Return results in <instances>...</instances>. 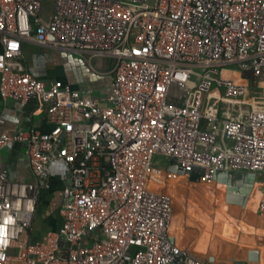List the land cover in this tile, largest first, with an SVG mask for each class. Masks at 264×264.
<instances>
[{
	"label": "built area",
	"instance_id": "obj_1",
	"mask_svg": "<svg viewBox=\"0 0 264 264\" xmlns=\"http://www.w3.org/2000/svg\"><path fill=\"white\" fill-rule=\"evenodd\" d=\"M43 2L0 0V96L40 98L52 125L0 130V150L20 143L35 179L0 169V264H171L182 251L170 237V195L148 188L156 156L200 165L207 180L217 171L264 174V109L224 118L217 133L201 128L213 84L230 100L247 92L222 76L225 67L264 73V0H55L47 22ZM23 42L111 60L107 103L34 77L17 61ZM173 85L185 91L181 104L170 101ZM57 160L72 174L61 226L31 240Z\"/></svg>",
	"mask_w": 264,
	"mask_h": 264
},
{
	"label": "crops",
	"instance_id": "obj_2",
	"mask_svg": "<svg viewBox=\"0 0 264 264\" xmlns=\"http://www.w3.org/2000/svg\"><path fill=\"white\" fill-rule=\"evenodd\" d=\"M96 58L107 66L96 68L92 63ZM17 61L42 81L57 82L61 87L69 85L81 92L85 90L107 103L113 83L108 58L81 57L23 42ZM222 76L246 85L247 92L241 99L230 100L224 92L211 93L210 90L203 107L201 128L204 131L217 133L224 118H239L252 109H264V73L257 76L235 66L226 67ZM252 88L259 91L251 95ZM184 93L182 88L181 94L170 95V101L181 104ZM242 103L249 104L250 108L242 107ZM234 104L238 107H233ZM48 107L49 104L40 98L26 102L3 100L0 130L11 135L20 130L50 132ZM226 143L232 146L233 141L227 139ZM0 169L12 179L35 181L20 143L13 142L0 150ZM71 180V171L63 161L57 160L51 165L49 178L39 192L31 240H44L48 231L60 228L63 194ZM148 188L166 193L172 200L174 212L170 237L182 252L171 264H184L187 257L192 258L189 254L205 264H264V213L260 210L264 174L217 171L213 179L207 180L200 165L187 171L175 158L156 156Z\"/></svg>",
	"mask_w": 264,
	"mask_h": 264
},
{
	"label": "rangeland",
	"instance_id": "obj_3",
	"mask_svg": "<svg viewBox=\"0 0 264 264\" xmlns=\"http://www.w3.org/2000/svg\"><path fill=\"white\" fill-rule=\"evenodd\" d=\"M54 1L55 0H44L43 2V7H42V12H41V18L43 21H48L52 12H53V9H54ZM102 62L101 65H99L98 63L99 62ZM93 65L98 68V69H102L105 66L104 62L100 59V58H96L92 61ZM227 67H230V68H235V66H227ZM226 68V67H225ZM173 87H176V89H173ZM256 91H259L258 89H251V95H255ZM218 92H224V89L223 88H220L218 87L216 84H213L212 85V88H211V93H218ZM182 93V88L178 85H173L172 86V89H171V95H179ZM242 107L244 108H250V105L249 104H244L242 103L241 104ZM233 107H238V105H233Z\"/></svg>",
	"mask_w": 264,
	"mask_h": 264
},
{
	"label": "water",
	"instance_id": "obj_4",
	"mask_svg": "<svg viewBox=\"0 0 264 264\" xmlns=\"http://www.w3.org/2000/svg\"><path fill=\"white\" fill-rule=\"evenodd\" d=\"M83 93H87V91H85V90H83ZM3 103V100H2V98H1V96H0V105ZM185 169V168H184ZM185 170H187V169H185ZM191 170V169H190ZM187 171H189V170H187ZM29 241V236L27 235V236H25L22 240H21V246H24L27 242ZM189 256H192V258H194V256L193 255H190L189 254ZM195 259L196 260H199V259H197L196 257H195ZM200 261V260H199ZM202 262V261H201Z\"/></svg>",
	"mask_w": 264,
	"mask_h": 264
}]
</instances>
